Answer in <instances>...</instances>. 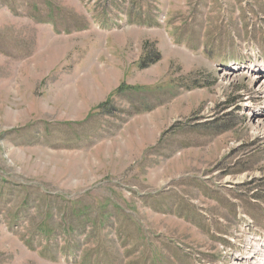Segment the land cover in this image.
Here are the masks:
<instances>
[{
  "label": "rangeland",
  "instance_id": "1",
  "mask_svg": "<svg viewBox=\"0 0 264 264\" xmlns=\"http://www.w3.org/2000/svg\"><path fill=\"white\" fill-rule=\"evenodd\" d=\"M229 63L261 73L264 0H0V264L245 256L263 98Z\"/></svg>",
  "mask_w": 264,
  "mask_h": 264
},
{
  "label": "bare ground",
  "instance_id": "2",
  "mask_svg": "<svg viewBox=\"0 0 264 264\" xmlns=\"http://www.w3.org/2000/svg\"><path fill=\"white\" fill-rule=\"evenodd\" d=\"M231 64H233V63H231ZM231 64L229 63V64L225 65L224 70L225 71L229 70V72H227L224 75L223 84H226L228 82H231L232 80L237 79L238 78V74H240V72H245V71L250 72V73H248V75L252 77L253 83L256 85L258 91L262 92L261 94H262V98H263V104H262L263 106H262V108L261 109H257L256 111H258V110H263L264 111V74L263 73H258V71L256 69L258 66L257 67H253V63H250L248 66L231 65ZM234 67H235V69H234ZM260 70H262V69H259V71ZM245 107L253 112L252 103L251 102L246 103ZM260 114H264V112H261ZM263 129H264V119L263 118L261 119V118L257 117V119L255 120V131L259 132V130H263ZM254 253H255L256 257L253 260V263L254 264H264V251L262 250L260 252V249L257 246V249L255 248ZM235 263L236 264H241V263H239V260L235 261ZM242 263L243 264H247L244 261H242Z\"/></svg>",
  "mask_w": 264,
  "mask_h": 264
}]
</instances>
